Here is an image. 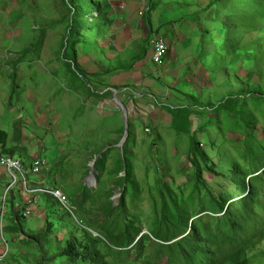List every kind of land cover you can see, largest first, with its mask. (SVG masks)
I'll list each match as a JSON object with an SVG mask.
<instances>
[{"label":"rangeland","instance_id":"rangeland-1","mask_svg":"<svg viewBox=\"0 0 264 264\" xmlns=\"http://www.w3.org/2000/svg\"><path fill=\"white\" fill-rule=\"evenodd\" d=\"M86 1L106 14L104 18L101 12L89 16L84 21L89 29L71 42L86 77L85 85L83 79L67 71L62 55L72 18L67 2L0 0V130L9 134L8 149L15 148L14 157L27 167L38 157L46 161V169L30 177L31 185L62 191L70 207L68 211L55 201L36 196L31 216L19 222L23 233L11 235L8 229L13 226L14 214L25 207L24 187L19 177L13 185L14 178L0 169V208L5 204L4 238L9 244L0 236V264H37L40 256L49 258L68 242L69 233L76 228L101 241L96 246L104 257L101 264H137L139 260L209 264L212 242L219 233H228L238 241L246 237L243 228L232 231L227 225L228 215H223L230 204L244 212L249 226L256 230L264 227V192H259L261 200L256 199L259 204L245 207L241 200L245 195L233 183L235 168L243 170L241 179L246 183L251 175V166L244 161L245 135L236 127L237 117L220 109L229 96L243 92L238 107L245 106L251 122L258 126V136H264V59L257 54L264 53V31L254 34L246 29L244 22L251 18L240 17L251 12L247 0L212 6V0H205L206 11L200 8L203 0H154L152 10L139 17L141 22L163 15L162 10L166 14L163 18H207V23L198 21L196 25L192 20L186 25L188 20L183 19L176 26L197 56H189L191 68L187 65L179 81L170 79L164 87L158 83L153 92L144 88L133 103L117 97L119 106L114 101L115 91L105 83L106 72L118 71L124 77L132 69L129 62L133 54H129L128 65L124 53L119 62L108 66L105 58L113 52L109 36L129 23L130 46L139 44L138 21L133 24L124 19L131 16L126 13L127 6L134 2L140 8L143 3L149 7L152 1ZM165 41L169 54L173 44ZM159 71L164 75V70ZM153 76L157 84L155 73ZM165 108L187 109L189 125L181 120L175 125ZM102 156L104 170L98 176L95 164ZM255 167L262 168L259 185L264 186V160ZM123 189L127 192L124 209L129 213L126 221L136 227V242L142 239L133 249L123 248L121 254L112 256L103 229L111 226L107 214H118L114 209L120 204ZM62 212L68 215L55 226L53 242L46 245L44 253L30 238L43 226L46 216L52 220L55 213L60 216ZM205 214L211 217L207 226L198 222ZM186 221L198 224L204 240L200 245L203 253L189 262L179 247H185ZM76 235L82 238L83 233L76 231ZM248 257L252 264H264V241L251 249Z\"/></svg>","mask_w":264,"mask_h":264},{"label":"trees","instance_id":"trees-1","mask_svg":"<svg viewBox=\"0 0 264 264\" xmlns=\"http://www.w3.org/2000/svg\"><path fill=\"white\" fill-rule=\"evenodd\" d=\"M65 1L70 8L72 18L68 27L67 37L64 44L62 45V55L65 60L64 64L67 71H70L74 77L83 79V83L86 85V77L82 73L83 71H81L78 67L75 44H72L71 42L74 38H76L77 35H79L82 30L88 28L87 24L85 23L86 20H89L88 17L93 15L95 16L97 13L101 12V10L97 9L92 1ZM247 1L248 7L251 8V12L243 14V17L240 18H251V21L244 22V24L248 26L246 27L248 31H252L254 34L262 33L264 31V0ZM225 2H228V0H212L211 6ZM105 14L106 13L104 11L101 12L102 18L105 17ZM71 54L72 57L70 56ZM257 54L259 55L260 60L264 59V53L257 52ZM258 88V86H255L256 90ZM239 94H233L232 96H229L221 103L220 109L228 110L237 117L239 120V125L237 124L236 127L239 128V130L245 135V147L247 148L244 155V161L245 164L251 166L248 172L251 173V175H249V179L246 183L241 179L243 176V170H241L239 167L235 168L233 171V183L237 190L241 191L242 194L245 195V198L241 199L243 200L245 207H253L254 205L259 204L258 200L262 199L259 192H264V186L259 185L261 179L259 178L260 175H258V172L262 168L257 169L255 167L264 160V136H258V126L256 122H251V117H249L248 112L245 111V106L243 105L240 108L238 107V98L240 99ZM165 110L170 113L175 125L180 120L183 121L186 126L189 125L190 112L187 109L165 108ZM180 131L181 129L178 130L179 133ZM8 139V134L5 131L0 130V156H9L11 158H15L14 156L16 154V149L7 148ZM95 168L98 176L102 174L104 170V156H102L101 161H98L95 164ZM199 179L200 177L198 178V181ZM123 181L125 184H127L126 178L123 179ZM120 183L122 184V182ZM126 193V189H123L120 204L118 208L114 209L115 211L118 210V214H115L114 212H109L107 214L111 226L108 228L104 227L103 229L107 235L106 239L111 245V247H107L108 253L112 256L121 254V249L123 248L131 247L133 249L142 239L139 238L136 242L138 235L136 227L126 221L129 215V213L124 209ZM41 197L49 200L50 202L55 201L59 204L56 199L50 196ZM232 205L233 204H230L228 206L223 216L228 215L227 225L230 230L237 231L243 228L245 230L246 237L243 240L238 241L234 236H231L228 233H219L216 237V242H212V258L210 259L209 264H252V259L248 257V252L264 241V227L261 230H256L255 226L252 224L249 226V222L247 220L248 218L245 216L244 212L236 205ZM58 208L60 209L61 207L58 206ZM66 212H62L63 214H60V216L55 213L52 220H49L48 216H46L43 226L40 227L34 237L30 238L36 243L37 246L40 247L44 253L47 251L46 245H51L53 242L52 237L55 226L64 221L67 217L68 214ZM21 219L25 218H23L19 212L14 214L13 226L8 229L11 235L23 233L21 224H19ZM210 220L211 217L208 214L198 218V222H200V224L203 226H207L210 223ZM190 222L188 223V221H186L185 224V231H188V234L183 239L185 247L179 245L180 253L187 262H189V258H192L193 256L197 257L203 253L201 251L200 245L204 242L201 232L198 228V224H196L195 221ZM74 226L76 227L77 225L75 224ZM78 229L76 228L69 233L70 239L68 242L61 244V246L55 250V253L52 256L49 258L40 256L37 264H57L59 260H62V264H77L79 262H85L87 264H101V259L104 261V257L101 256L100 252L96 248V246L101 243V241L93 237L92 234H90L87 230ZM4 231L5 228L3 227V232ZM76 231H81L83 233L82 238L77 237ZM6 243L8 244L7 241ZM1 262L2 261L0 260V263ZM137 264L152 263L147 260H139Z\"/></svg>","mask_w":264,"mask_h":264},{"label":"crops","instance_id":"crops-1","mask_svg":"<svg viewBox=\"0 0 264 264\" xmlns=\"http://www.w3.org/2000/svg\"><path fill=\"white\" fill-rule=\"evenodd\" d=\"M203 3L206 4L205 0H203L200 8L201 10L206 11L207 5ZM143 4L144 7L147 9L150 8L152 10V7L154 6V0L152 1V5L149 7H147V4ZM140 6L141 5L138 3H130L129 6H127V9L128 7L129 9L126 13L130 14L131 16H126L124 18L125 20L134 21L133 24H137L136 21H138L140 26L142 24V26L147 25V29L145 27V29H143L139 26V29H141V38L138 41L139 44L135 43L130 46L129 39L132 37V30L130 29L131 27L129 23L126 25L122 24L124 27L120 32L113 33V35L111 34V36H109V49L113 52H109L110 55H107V58H105V62L108 64V66L113 62H119L120 56L124 53H126L125 61L128 65V57L130 56L129 54H133L129 62V65L132 66V69L130 72L125 74L124 77L122 76V73L118 71H114V73L110 74H108L110 71L107 70L108 72H106V75L108 76L105 78V83L109 86V90H114L116 93L114 101H116L118 97L122 100L129 101V103H133L134 100H137L140 91L142 89L144 90V88L153 92L155 91L154 89H157L158 83H162L161 86L164 87V85L167 84L170 79H176L179 81L178 78H183L185 71L192 64V62L188 61L189 56H195L194 58L197 56V53L194 49L191 51L192 45L189 44V47H187L185 41L181 39L178 31L176 30L177 24L182 22L183 19L187 18H163V16L166 14L162 10L163 15H159L158 17L154 16V18H147L146 22L144 20L141 22L140 18L145 17L147 12L143 17H141L140 13L144 11V7L140 8ZM137 10L140 11L139 14L137 13ZM124 19L121 18V21L124 22ZM187 20V22H185L186 25H188L191 20L195 25L198 21L200 22L206 20L207 23V18H189ZM208 21H211V19H208ZM190 28L192 29L191 25ZM147 33H149L148 38ZM153 35L163 37L168 42L173 44L171 48L172 50L170 49V52L167 55L164 63L159 67L153 66L150 60L152 55L150 39ZM193 36L195 37V35ZM176 43H178L179 48L177 47ZM187 65L189 67H187ZM176 66H179V68H175ZM117 68L120 69L119 67ZM160 69H162V71L164 70V75H162V72L159 71ZM153 73H155L157 77L156 79H158L157 84H155L156 80L154 81L153 79ZM160 78H164L165 82L163 80H159ZM8 147L9 141H7V148ZM0 183L2 182L0 181Z\"/></svg>","mask_w":264,"mask_h":264},{"label":"built area","instance_id":"built-area-1","mask_svg":"<svg viewBox=\"0 0 264 264\" xmlns=\"http://www.w3.org/2000/svg\"><path fill=\"white\" fill-rule=\"evenodd\" d=\"M148 11L149 9L145 7V10L140 13V16L143 17ZM150 47L152 50L150 59L152 65L155 67L161 66L168 54V44L163 37L153 35L150 39ZM0 169L5 170L6 173L14 178L13 185L18 182V177L21 179V185L24 187L23 193L21 194L26 200L24 204V210L20 212L23 218L28 219L31 216L33 207L35 205L33 198L36 196H50L56 199L60 205L70 211L67 197L62 191L44 185H31L30 177L38 176L46 169V161L44 159L36 158L27 167L26 163L20 159L11 158L9 156H0ZM29 184L31 186H29ZM4 205L5 204H3L2 208H0V236L6 243L3 232Z\"/></svg>","mask_w":264,"mask_h":264},{"label":"water","instance_id":"water-1","mask_svg":"<svg viewBox=\"0 0 264 264\" xmlns=\"http://www.w3.org/2000/svg\"><path fill=\"white\" fill-rule=\"evenodd\" d=\"M116 102H117V104H118L119 106H122V105L117 101V99H116ZM125 138H126V137H125ZM94 164H95V162H94L93 165H92L93 167H94ZM93 171H94V168H93ZM91 180L94 181L93 178H91Z\"/></svg>","mask_w":264,"mask_h":264},{"label":"bare ground","instance_id":"bare-ground-1","mask_svg":"<svg viewBox=\"0 0 264 264\" xmlns=\"http://www.w3.org/2000/svg\"><path fill=\"white\" fill-rule=\"evenodd\" d=\"M38 158H40V157H38ZM92 181V180H91ZM89 182H90V180H89ZM94 182V181H93ZM92 184V183H91Z\"/></svg>","mask_w":264,"mask_h":264}]
</instances>
